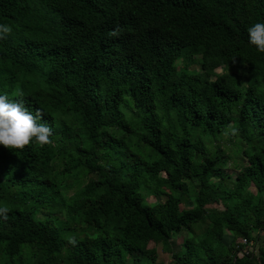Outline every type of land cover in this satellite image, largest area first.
Returning a JSON list of instances; mask_svg holds the SVG:
<instances>
[{
  "label": "trees",
  "instance_id": "1",
  "mask_svg": "<svg viewBox=\"0 0 264 264\" xmlns=\"http://www.w3.org/2000/svg\"><path fill=\"white\" fill-rule=\"evenodd\" d=\"M258 21L264 0H0V94L53 133L0 145V264H264Z\"/></svg>",
  "mask_w": 264,
  "mask_h": 264
},
{
  "label": "clouds",
  "instance_id": "2",
  "mask_svg": "<svg viewBox=\"0 0 264 264\" xmlns=\"http://www.w3.org/2000/svg\"><path fill=\"white\" fill-rule=\"evenodd\" d=\"M13 32L8 23H0V41L5 40ZM249 43L258 52L264 53V21H258L248 28ZM19 99L0 94V145L8 148L23 149L33 140L40 145L51 143L52 128L42 123L44 113L37 107L34 111L25 102L22 88L15 92ZM10 208L0 205V215H7Z\"/></svg>",
  "mask_w": 264,
  "mask_h": 264
},
{
  "label": "rangeland",
  "instance_id": "3",
  "mask_svg": "<svg viewBox=\"0 0 264 264\" xmlns=\"http://www.w3.org/2000/svg\"><path fill=\"white\" fill-rule=\"evenodd\" d=\"M195 67H197V66H195ZM216 71L220 73L221 69L219 68V69H217ZM224 139H225V138H224ZM1 178H2V176H0V179H1ZM81 179H82V181L86 180V178H84V177H82ZM251 190L254 191L253 188H251ZM156 199H157V200L164 199V196H157ZM147 200H148V202H153V201H154L151 197L147 198ZM179 235H180V238H181V236L183 237L184 235H186V233L183 232V233H181V234H179ZM232 237H233L232 235L228 234V236H226L224 240H225L226 242L231 241ZM180 238L176 236V243L181 242V239H180ZM257 244H258V245H262V244L264 245V233L261 234L260 239L258 240V243H257ZM254 248H255V247L253 246V249H254ZM156 249H157V255H158V256H157V261H158V263L160 262V263H162V264H171V259H170L169 254L166 253V252H163V251L161 250V248H160V245L157 246ZM255 249H256V248H255ZM255 249H254V250H255Z\"/></svg>",
  "mask_w": 264,
  "mask_h": 264
},
{
  "label": "built area",
  "instance_id": "4",
  "mask_svg": "<svg viewBox=\"0 0 264 264\" xmlns=\"http://www.w3.org/2000/svg\"><path fill=\"white\" fill-rule=\"evenodd\" d=\"M241 243L247 244L248 242L246 241V239L243 238V239H241ZM249 248L253 249V246L249 245Z\"/></svg>",
  "mask_w": 264,
  "mask_h": 264
}]
</instances>
